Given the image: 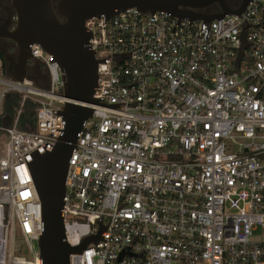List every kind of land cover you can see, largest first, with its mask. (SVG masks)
Returning <instances> with one entry per match:
<instances>
[{"label":"built area","instance_id":"2783aa9c","mask_svg":"<svg viewBox=\"0 0 264 264\" xmlns=\"http://www.w3.org/2000/svg\"><path fill=\"white\" fill-rule=\"evenodd\" d=\"M99 101L71 151L62 212L70 264H264V0L212 21L136 7L86 19ZM47 88L5 76L39 102L35 130L0 124V264L41 234L30 161L65 125L63 73L41 45ZM6 132L5 139L1 131Z\"/></svg>","mask_w":264,"mask_h":264},{"label":"water","instance_id":"95a60500","mask_svg":"<svg viewBox=\"0 0 264 264\" xmlns=\"http://www.w3.org/2000/svg\"><path fill=\"white\" fill-rule=\"evenodd\" d=\"M250 1L240 0L237 6H232L227 0H59L54 8L51 0H13L17 25L12 30L5 26L0 33L18 47L17 56L10 57L7 73L20 83L31 78L26 69L30 60L35 59L32 45L37 43L60 66L62 94L69 99L60 111L65 125L52 149H38L30 161L42 206L41 234L37 241L40 264H70L71 253L81 252L100 237L98 233L79 245H70L64 239L62 212L71 151L84 122L93 114V107L88 104L99 102L94 97L99 59L90 45L92 34L86 28V19L101 14L110 17L136 7L144 12L166 10L178 18L212 21L226 14H241ZM213 4L218 5L217 11H202Z\"/></svg>","mask_w":264,"mask_h":264},{"label":"flooded vegetation","instance_id":"af4514ba","mask_svg":"<svg viewBox=\"0 0 264 264\" xmlns=\"http://www.w3.org/2000/svg\"><path fill=\"white\" fill-rule=\"evenodd\" d=\"M227 1L229 2V0ZM51 2L54 8H56L59 0H51ZM230 3H232V0H230L229 4ZM218 9H219L218 5L213 4L203 9L202 11L207 13H212L217 11ZM16 25H17V13L13 5V0H0V33L4 32L5 26L7 29L12 30L16 27ZM17 53H18L17 44L11 39L0 35V55L3 57L5 61L6 70L4 74L9 78L11 77L7 73V68L10 65V57H16ZM26 72L27 75L31 77L28 79L33 80L37 86L41 83H46L49 81V73L47 71V68L38 59L30 60L29 64L27 65Z\"/></svg>","mask_w":264,"mask_h":264},{"label":"trees","instance_id":"16d2710c","mask_svg":"<svg viewBox=\"0 0 264 264\" xmlns=\"http://www.w3.org/2000/svg\"><path fill=\"white\" fill-rule=\"evenodd\" d=\"M233 3L230 4L232 5ZM237 4L235 3L234 5ZM0 59L5 72V61L1 55ZM39 106L40 104L36 100L29 97L24 98L23 92L18 90L7 91L2 100L0 124L3 126L12 125L17 119V127L19 129L35 130Z\"/></svg>","mask_w":264,"mask_h":264},{"label":"rangeland","instance_id":"374dc122","mask_svg":"<svg viewBox=\"0 0 264 264\" xmlns=\"http://www.w3.org/2000/svg\"><path fill=\"white\" fill-rule=\"evenodd\" d=\"M239 1L240 0H232V2H234L233 4H232V6H236V5H234L235 3H238L239 4ZM2 61V60H1ZM3 67V66H2ZM47 83L48 82H46V83H41V84H39L38 86H40V87H42V88H45V89H48L47 88ZM5 134H6V132L4 131V130H2L1 131V135H2V137H3V139H5ZM17 234H18V237H17V239H16V241H15V245H19V246H21V250H18V251H16L14 254H15V256H21V257H24L26 260H33L34 259V257H35V252H37L38 250H39V248H38V243L37 242H34V244H33V250L32 251H30L29 249H28V247L25 245V242L21 239V237H19V233H18V231H17Z\"/></svg>","mask_w":264,"mask_h":264}]
</instances>
